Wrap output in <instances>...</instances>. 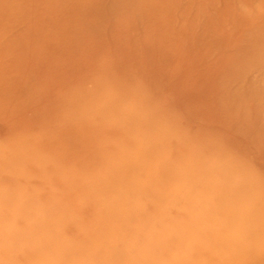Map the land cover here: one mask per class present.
Returning <instances> with one entry per match:
<instances>
[{
  "label": "rangeland",
  "instance_id": "rangeland-1",
  "mask_svg": "<svg viewBox=\"0 0 264 264\" xmlns=\"http://www.w3.org/2000/svg\"><path fill=\"white\" fill-rule=\"evenodd\" d=\"M0 264H264V0H0Z\"/></svg>",
  "mask_w": 264,
  "mask_h": 264
},
{
  "label": "bare ground",
  "instance_id": "bare-ground-1",
  "mask_svg": "<svg viewBox=\"0 0 264 264\" xmlns=\"http://www.w3.org/2000/svg\"><path fill=\"white\" fill-rule=\"evenodd\" d=\"M97 9V8H96ZM88 11V10H87ZM89 12V11H88ZM98 12V11H97ZM245 24V23H244ZM247 24V23H246ZM212 62V61H211ZM209 63V62H208ZM207 65V64H206ZM186 71V70H185ZM128 85V84H127ZM183 99V98H182ZM185 108V107H184ZM211 110H212V112H213V110H215L214 109V107H211ZM86 137V136H85ZM260 161V160H259ZM257 163H258V161H257ZM259 164V163H258ZM237 184V183H236ZM241 212V211H240Z\"/></svg>",
  "mask_w": 264,
  "mask_h": 264
}]
</instances>
